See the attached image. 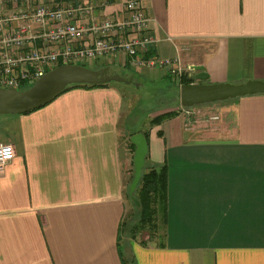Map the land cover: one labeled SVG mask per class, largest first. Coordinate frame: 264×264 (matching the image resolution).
Returning <instances> with one entry per match:
<instances>
[{
	"label": "crops",
	"instance_id": "crops-1",
	"mask_svg": "<svg viewBox=\"0 0 264 264\" xmlns=\"http://www.w3.org/2000/svg\"><path fill=\"white\" fill-rule=\"evenodd\" d=\"M128 1L56 3L94 6L74 17L90 25L126 18ZM138 1L158 42L149 57L179 54L183 67L204 66L209 79L192 84L264 81V0ZM92 43L89 35L78 45ZM101 60L173 81L179 102L163 113L179 115L151 127L153 115L141 127L139 103L125 102L142 86L134 77L138 87L73 88L33 112L0 116V145L15 151L0 169V264H264V95L193 107L198 114L186 117L179 96L188 76ZM212 115L219 120H206ZM145 131V167L168 171L165 228L153 241L131 236L130 142Z\"/></svg>",
	"mask_w": 264,
	"mask_h": 264
},
{
	"label": "built area",
	"instance_id": "built-area-1",
	"mask_svg": "<svg viewBox=\"0 0 264 264\" xmlns=\"http://www.w3.org/2000/svg\"><path fill=\"white\" fill-rule=\"evenodd\" d=\"M94 9L83 4L63 7L56 0H0V88L20 90L24 85H34L59 65L83 66L118 57L124 65L136 69H164L177 77L195 76L193 66L183 67L179 54L170 59L147 57L158 42L149 33L151 19L138 0L126 3V18L97 19L90 25L74 22L75 15L91 16ZM89 35L92 44L78 45ZM36 42L48 50L29 49ZM192 109L184 108L182 114L197 115ZM206 118L219 120L215 115ZM14 158L13 146L1 144L0 169Z\"/></svg>",
	"mask_w": 264,
	"mask_h": 264
},
{
	"label": "water",
	"instance_id": "water-1",
	"mask_svg": "<svg viewBox=\"0 0 264 264\" xmlns=\"http://www.w3.org/2000/svg\"><path fill=\"white\" fill-rule=\"evenodd\" d=\"M194 81L209 79L204 66H194ZM111 83L136 85L133 76L119 75L110 68L93 70L80 65H63L49 71L31 88L26 90L0 88V116L24 115L52 102L68 87L74 85H105ZM254 95H264V81H250L242 85L232 84H186L180 90V104L183 108L214 104ZM135 145L134 178L129 194L135 200V192L142 179L148 155V143L143 133L131 138Z\"/></svg>",
	"mask_w": 264,
	"mask_h": 264
},
{
	"label": "trees",
	"instance_id": "trees-1",
	"mask_svg": "<svg viewBox=\"0 0 264 264\" xmlns=\"http://www.w3.org/2000/svg\"><path fill=\"white\" fill-rule=\"evenodd\" d=\"M97 61H100V60H97ZM60 66L61 65H59V67ZM83 66L90 68L88 67V65H83ZM193 82H194L193 78L184 77L182 83L183 85H186V84H192ZM112 84H116V83H112ZM109 85L110 84L95 85V86L74 85V86L68 87L61 94L73 88H80V87L98 88V87H105ZM32 86H33L32 84L24 85L22 86V89L26 90ZM178 115H179V111H170V112L160 114L151 120L150 126L151 127L159 126L163 122L169 119H172ZM143 134L148 141L149 131H145ZM130 145L133 148V151H135V145L132 144V142H130ZM167 173L168 171H167L166 165H163L162 167H155V166L149 167L148 166V167H145L143 170L142 179L134 195L136 201L133 202L137 209L136 213L138 214L137 215L138 221L136 222V224H134V226L131 229L132 238L134 240H136V237L140 235V231L141 232L144 231V233L147 231V234L149 235V240L153 241L156 237H158L159 236L157 233L158 223H159L158 220L161 215L164 218V225H165L166 215H167V188H168Z\"/></svg>",
	"mask_w": 264,
	"mask_h": 264
},
{
	"label": "rangeland",
	"instance_id": "rangeland-1",
	"mask_svg": "<svg viewBox=\"0 0 264 264\" xmlns=\"http://www.w3.org/2000/svg\"><path fill=\"white\" fill-rule=\"evenodd\" d=\"M98 62V61H96ZM90 63L87 64L88 67H90L91 69L95 70L97 68L101 69V68H108V66L105 64L106 62L104 61H100L99 63ZM111 70L113 72L118 73L119 75H127V71L125 69H120V68H116V67H112L111 66ZM137 72V71H136ZM136 72L133 71L134 77L135 79L142 85L141 88L139 87V89H135L136 91V97L131 99V93L128 91V93L126 94L127 98H126V103L130 104L131 102L136 105L137 103H139V107L137 109V112L140 113V116L138 117L140 123H141V127H146L148 121L150 119H152L153 115L157 116L160 115V113L162 114L163 112L169 110V109H174L177 107V101L179 102V99L177 97L178 95V90L176 88H174V82L171 80H153V79H143L140 78L136 75ZM140 73V72H138ZM112 84V83H111ZM113 86L116 87H121L124 90H127L125 88H134L133 86H128L125 84H112ZM234 85V84H232ZM28 87V86H27ZM31 88V87H30ZM163 89L165 90L164 93H159L160 90ZM21 90H25L22 89ZM134 90V89H133ZM200 107V106H199ZM135 111H133L134 113ZM135 114L130 118V121H134L135 118ZM137 213L134 214L135 217V222L134 224H136V222L138 221V217H137ZM133 218V214H129V219ZM158 230L157 233L158 235H161V233L163 232V229L165 228L164 225V218L162 217V215L159 217L158 220ZM134 224L132 225V227L134 226ZM131 227V229H132ZM147 230V229H146ZM132 236V233H131ZM148 237L147 231L144 233V231H140V240H147L146 238ZM133 239V238H132ZM162 242V240L160 241Z\"/></svg>",
	"mask_w": 264,
	"mask_h": 264
}]
</instances>
